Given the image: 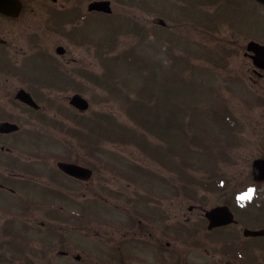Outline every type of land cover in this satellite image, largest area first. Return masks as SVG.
Returning a JSON list of instances; mask_svg holds the SVG:
<instances>
[{"label":"flooded vegetation","instance_id":"obj_1","mask_svg":"<svg viewBox=\"0 0 264 264\" xmlns=\"http://www.w3.org/2000/svg\"><path fill=\"white\" fill-rule=\"evenodd\" d=\"M94 12L72 0H0V264H264V193L249 195L253 186L264 191L253 165L264 145L244 172L199 179L186 211L171 178L141 183L138 163L105 177L103 146L42 157L46 132L74 131V40L86 46L90 26L81 21ZM240 54L264 91V62L254 50ZM59 163L84 167L85 176ZM217 206L226 217L210 224Z\"/></svg>","mask_w":264,"mask_h":264},{"label":"rangeland","instance_id":"obj_2","mask_svg":"<svg viewBox=\"0 0 264 264\" xmlns=\"http://www.w3.org/2000/svg\"><path fill=\"white\" fill-rule=\"evenodd\" d=\"M72 1L85 10L89 0ZM110 1L111 17L86 19V46L74 40L76 91L90 107L74 113L72 133L40 137L41 155L51 162L68 146L80 155L103 146L105 177L138 163L141 183L171 178L186 211L199 179L244 172L264 145V91L240 54L250 39L264 42V9L239 0Z\"/></svg>","mask_w":264,"mask_h":264},{"label":"water","instance_id":"obj_3","mask_svg":"<svg viewBox=\"0 0 264 264\" xmlns=\"http://www.w3.org/2000/svg\"><path fill=\"white\" fill-rule=\"evenodd\" d=\"M263 1L264 0H260ZM90 8H98V9H103L106 11H109V3L108 1H96V2H92L90 4ZM248 49H253L257 52L258 57L262 58L264 57V47L260 46L259 44L255 43V42H250L248 44ZM72 103L74 105H76V107H78L80 110H84L87 108L88 104L86 102V100H84L83 98H81L79 95H76L73 97L72 99ZM256 165L260 168V170L263 168L264 169V161L263 160H257L255 161ZM65 168H69L65 165ZM77 168V166H76ZM75 169V168H72ZM212 215L218 216L220 215V213L217 212V210H215Z\"/></svg>","mask_w":264,"mask_h":264},{"label":"snow or ice","instance_id":"obj_4","mask_svg":"<svg viewBox=\"0 0 264 264\" xmlns=\"http://www.w3.org/2000/svg\"><path fill=\"white\" fill-rule=\"evenodd\" d=\"M251 194V190L249 191V195ZM245 198V197H242V199Z\"/></svg>","mask_w":264,"mask_h":264}]
</instances>
